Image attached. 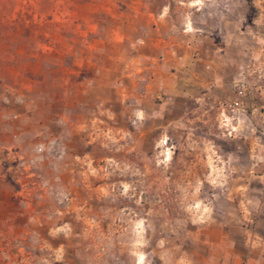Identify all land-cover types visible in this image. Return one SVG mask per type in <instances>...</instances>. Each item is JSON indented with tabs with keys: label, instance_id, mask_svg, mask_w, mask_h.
I'll return each instance as SVG.
<instances>
[{
	"label": "rangeland",
	"instance_id": "obj_1",
	"mask_svg": "<svg viewBox=\"0 0 264 264\" xmlns=\"http://www.w3.org/2000/svg\"><path fill=\"white\" fill-rule=\"evenodd\" d=\"M243 4L0 0V264L248 256L264 144L230 134L214 51Z\"/></svg>",
	"mask_w": 264,
	"mask_h": 264
},
{
	"label": "crops",
	"instance_id": "obj_2",
	"mask_svg": "<svg viewBox=\"0 0 264 264\" xmlns=\"http://www.w3.org/2000/svg\"><path fill=\"white\" fill-rule=\"evenodd\" d=\"M251 5L243 4L241 16L238 18L228 17L222 23L218 21L215 24L216 27H225L227 30L223 31L220 38H215V90L220 92H224L227 86L232 87L235 80L245 76L249 77L248 66L262 55L264 48V0H252ZM153 14V22L149 28V31L155 34L153 43L156 46L162 45L166 49L167 46L171 48L175 45L172 38L166 35H157L158 21L165 20L162 17L165 12H160L159 15ZM150 15L152 14L150 13ZM186 47H190L189 44ZM186 47L185 49H188ZM204 55V50H201L200 56ZM196 59H202V57ZM250 102L251 105L254 103ZM228 124L231 128L230 134L234 133L235 137H243L244 142H247L250 155L257 151L254 143L262 141L264 144V114H243L237 119L233 116L228 119ZM261 149L263 151L264 148ZM260 156L264 158L261 152ZM251 172L260 179L264 188V168L257 173ZM260 206V212L256 218L260 222L257 231L259 239L253 240L252 248L246 258L235 259L233 264H264V196L260 201Z\"/></svg>",
	"mask_w": 264,
	"mask_h": 264
},
{
	"label": "built area",
	"instance_id": "obj_3",
	"mask_svg": "<svg viewBox=\"0 0 264 264\" xmlns=\"http://www.w3.org/2000/svg\"><path fill=\"white\" fill-rule=\"evenodd\" d=\"M249 77L233 82L234 97L227 103L233 116L252 110L253 113L264 114V48L259 59L248 66ZM254 103L251 105V102Z\"/></svg>",
	"mask_w": 264,
	"mask_h": 264
}]
</instances>
